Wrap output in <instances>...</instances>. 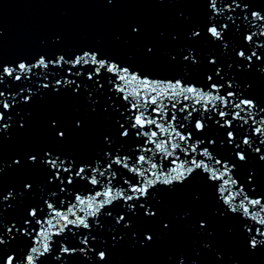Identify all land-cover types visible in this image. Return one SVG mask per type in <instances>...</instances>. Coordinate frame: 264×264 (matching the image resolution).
Returning a JSON list of instances; mask_svg holds the SVG:
<instances>
[{
	"label": "snow or ice",
	"instance_id": "6c2138e0",
	"mask_svg": "<svg viewBox=\"0 0 264 264\" xmlns=\"http://www.w3.org/2000/svg\"><path fill=\"white\" fill-rule=\"evenodd\" d=\"M203 2L207 5V36L213 42L219 41L225 51L233 40L237 41L235 55L244 63H229L228 68L235 65L237 71L250 70L257 61L264 65V55L258 54L264 49V40L260 39L264 37V13L251 11L249 19L250 0ZM190 35L199 39L205 30H193ZM183 60L199 64L193 49L187 50ZM208 63L215 67L202 85L186 81L183 75L153 78L115 60L102 59L93 51L76 54L74 59L60 55L49 61L41 56L34 64L22 61L15 67L2 66L0 84L7 76L20 85L40 75L36 69L46 72L50 65L68 67L67 74L54 84L40 83L37 90L30 86H21L18 91L0 90V122L11 121L13 117H6L5 113L30 103L40 88H53L56 92L71 89L75 94H80L83 88L86 99L98 104L89 86L80 80L85 76L84 67L94 69L86 78L96 85L97 92H103L105 84L109 86L108 108L119 116L115 135L103 137L106 147L91 160L61 158L50 151L42 158L28 157L31 163L39 162L47 170L46 191L39 202L25 206L23 214L9 223L3 219L5 205L13 208L9 201L23 205L33 193V183H25L18 192L0 194V264H43L56 244L60 252L54 258L56 261L76 253L87 256L90 250L95 252L91 248L97 240L93 232L104 227L101 217L130 228L132 221L128 215H138V208L143 209L145 216H156L147 201L158 187L171 188L191 177H199L213 187L221 205L218 214L223 217L230 214L238 220L251 248L264 245V194L257 188L255 171L248 170L243 183L237 177L250 156L264 162V107L246 96L234 75L224 74L214 56L209 57ZM260 70L264 71V67ZM76 125L81 127L82 122L77 121ZM9 126L2 124L0 132ZM56 126L53 121V127ZM57 135L63 139L65 132L58 131ZM14 163L20 165L21 161ZM120 202L123 212L116 214L109 210ZM200 227H206V222L201 221ZM18 238L24 241L26 253L9 247ZM145 239L150 242L153 236L146 235ZM73 240L82 247H70ZM96 255L101 261L107 258L103 250Z\"/></svg>",
	"mask_w": 264,
	"mask_h": 264
},
{
	"label": "water",
	"instance_id": "95a60500",
	"mask_svg": "<svg viewBox=\"0 0 264 264\" xmlns=\"http://www.w3.org/2000/svg\"><path fill=\"white\" fill-rule=\"evenodd\" d=\"M251 11L264 13V0H250L249 19ZM206 12L203 0H0V68L15 67L22 61L34 64L41 56L49 61L60 55L74 59L76 54L93 51L102 59L115 60L153 78L183 75L186 81L202 85L206 75L213 73L215 66L208 59L214 56L224 74L234 75L246 96L264 107V71L260 70L264 65L257 61L250 70L237 71L235 65L229 69V63H244L235 55L237 41L233 40L227 51L219 41L213 42L206 34ZM200 29L205 30V35L191 38V32ZM188 49L195 50L199 64L183 60ZM258 54L264 55V49ZM67 67L50 65L46 72L36 69L40 75L25 80L24 85L5 76L0 90L18 91L21 86L37 90L40 83L54 84L66 75ZM82 70L85 76L80 80L89 86L98 104L86 99L83 88L80 94L71 89L56 92L53 88H40L30 103L5 113L6 117H13L11 121L0 122V126L10 125L0 132V194L18 192L25 183H33V193L23 205L17 206L16 201L8 202L13 208L5 205V223L17 220L24 207L39 202L46 191L47 170L39 162L31 163L29 156L42 158L50 151L61 158L91 160L106 147L103 137L115 135L119 113L108 108L109 86L105 84L104 91L97 92L96 85L86 78L94 69ZM77 121L82 122L81 127H77ZM58 131L65 132L63 139L58 137ZM16 160L21 164L16 165ZM248 170L255 171L257 188L264 194V162L250 156L237 173L242 183ZM147 203L156 216H145L143 209L138 208V215H128L130 228L101 217L104 227L93 232L97 236L91 245L95 252L90 250L87 256L64 255L56 261L54 258L60 255L56 244L43 264H264V245L251 248L238 220L230 214H218L221 205L205 180L191 177L171 188L160 186ZM121 204L109 210L119 214L124 211ZM201 221L206 222V227H200ZM146 235H152L153 240L147 241ZM69 246L82 247L75 240ZM9 247L27 252L19 238ZM101 250L107 253L104 261L96 255Z\"/></svg>",
	"mask_w": 264,
	"mask_h": 264
}]
</instances>
